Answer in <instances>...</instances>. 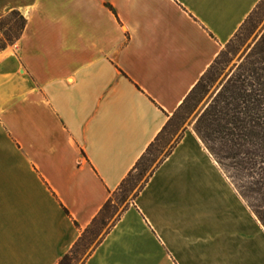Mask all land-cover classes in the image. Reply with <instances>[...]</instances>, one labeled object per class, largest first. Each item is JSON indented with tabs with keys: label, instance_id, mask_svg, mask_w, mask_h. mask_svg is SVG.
Returning <instances> with one entry per match:
<instances>
[{
	"label": "crops",
	"instance_id": "1",
	"mask_svg": "<svg viewBox=\"0 0 264 264\" xmlns=\"http://www.w3.org/2000/svg\"><path fill=\"white\" fill-rule=\"evenodd\" d=\"M261 1L0 0V264L72 250ZM84 264H264V227L189 127Z\"/></svg>",
	"mask_w": 264,
	"mask_h": 264
},
{
	"label": "trees",
	"instance_id": "2",
	"mask_svg": "<svg viewBox=\"0 0 264 264\" xmlns=\"http://www.w3.org/2000/svg\"><path fill=\"white\" fill-rule=\"evenodd\" d=\"M263 5L264 0L235 37L253 20ZM11 15L17 17L16 21H10ZM9 16L0 20V33L4 38L0 41V49L15 43L27 25V20L19 12L13 11ZM219 59L220 56L215 63H218ZM215 72L213 64L180 109L201 83ZM174 116L115 192L122 193V202L135 190L130 203L139 196L155 171L180 141L182 136L170 146L161 159H157V153L161 152L158 146L171 127ZM195 132L264 227V34L251 52L237 64L233 73L227 75L221 83L199 116ZM129 205L101 236V230L107 224L106 220L114 213L113 201L110 198L72 250L58 264H84Z\"/></svg>",
	"mask_w": 264,
	"mask_h": 264
},
{
	"label": "rangeland",
	"instance_id": "3",
	"mask_svg": "<svg viewBox=\"0 0 264 264\" xmlns=\"http://www.w3.org/2000/svg\"><path fill=\"white\" fill-rule=\"evenodd\" d=\"M9 19L10 21H16L17 17L11 15L9 16ZM263 34L264 5L238 36L223 48L218 63H214V71L216 70L214 75L210 78H206L196 89L187 103L175 113L171 127L168 129L165 138L158 146L161 150V152L157 153L158 160L161 159L170 146L183 135L185 130L189 127H192L195 130V125L199 116L211 101L221 83L225 80L227 75L233 73L241 59L251 52ZM3 40V34L0 33V41ZM135 192L136 190L133 193H129L127 199L123 202L121 199L122 193L117 192L111 196L114 213L108 218L109 220H106L107 224L102 228L101 236L110 228L123 210L129 205Z\"/></svg>",
	"mask_w": 264,
	"mask_h": 264
},
{
	"label": "built area",
	"instance_id": "4",
	"mask_svg": "<svg viewBox=\"0 0 264 264\" xmlns=\"http://www.w3.org/2000/svg\"><path fill=\"white\" fill-rule=\"evenodd\" d=\"M14 46L17 47V44H15Z\"/></svg>",
	"mask_w": 264,
	"mask_h": 264
}]
</instances>
